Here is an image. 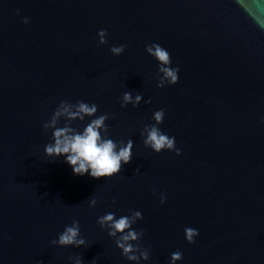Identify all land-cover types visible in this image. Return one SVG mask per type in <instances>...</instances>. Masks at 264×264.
I'll return each instance as SVG.
<instances>
[{
  "label": "water",
  "instance_id": "obj_1",
  "mask_svg": "<svg viewBox=\"0 0 264 264\" xmlns=\"http://www.w3.org/2000/svg\"><path fill=\"white\" fill-rule=\"evenodd\" d=\"M151 43L179 67L175 85L157 87ZM126 91L137 107H121ZM61 101L95 103L109 138L133 142L121 173L77 176L45 155L42 125ZM160 109L180 155L144 146ZM132 211L150 253L139 264L176 251V264H264V0H0V264H137L97 223ZM73 220L86 246L52 245Z\"/></svg>",
  "mask_w": 264,
  "mask_h": 264
},
{
  "label": "clouds",
  "instance_id": "obj_2",
  "mask_svg": "<svg viewBox=\"0 0 264 264\" xmlns=\"http://www.w3.org/2000/svg\"><path fill=\"white\" fill-rule=\"evenodd\" d=\"M19 14V10H17ZM23 23H29V18L25 17ZM99 45L107 43V30L101 29L97 33ZM126 45L112 46L110 52L114 56L123 54ZM145 51L158 62L157 87L164 88L166 85H175L179 80V67H171L172 60L170 53L157 43L145 46ZM143 97L140 94L133 97L131 92H124L122 95L121 107L131 104L137 107ZM150 103L151 101H145ZM98 106L95 103L89 104L84 101L71 103L61 101L55 108L50 119L42 127L45 132L52 130V141L44 147L45 155L52 160L61 156L65 157V162L71 166L73 174L77 176L90 175L95 179H108L122 171V166L132 160L133 142L129 140L126 144L121 141L117 144L108 136L109 128L106 121L109 119L107 113L96 116ZM82 130L73 127L74 121H84L85 118H92ZM165 111L157 110L153 113L154 124L145 125L140 135L143 137L144 146L150 148L155 153L162 151H175L180 155V149L176 148L175 137H170L163 133L159 125L163 123ZM64 120L63 126L60 121ZM140 171L139 168L135 173ZM166 200L164 194L160 196V203ZM96 199L89 200V207L96 206ZM116 201L113 200V204ZM143 219L140 211H132L130 215L116 218L114 213H107L97 219V223L102 229H106L108 236L114 238L116 247L121 250V255L129 261L139 264L141 259H149V250L140 247L139 241L144 236V230L136 231L133 225L138 220ZM185 239L189 244L195 243V238L199 235L197 229L186 227L184 229ZM54 246L76 248L86 246V241L81 237L79 222L73 220L71 225H66L63 232L51 241ZM74 260V264H82L80 255L69 257ZM97 259V258H96ZM94 259L91 264H96ZM182 259V253L176 251L171 254L170 264Z\"/></svg>",
  "mask_w": 264,
  "mask_h": 264
}]
</instances>
